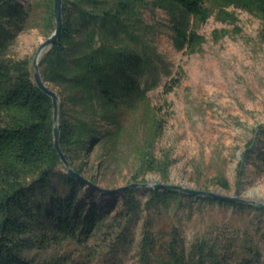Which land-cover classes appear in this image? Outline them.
<instances>
[{"label":"trees","instance_id":"16d2710c","mask_svg":"<svg viewBox=\"0 0 264 264\" xmlns=\"http://www.w3.org/2000/svg\"><path fill=\"white\" fill-rule=\"evenodd\" d=\"M144 5L143 0H62L60 34L39 59L43 81L59 96L60 149L72 169L93 184L98 177L121 175L124 170L130 173V183H147L149 174L167 181L175 164L171 150H157V143L172 113L166 95L180 79L172 77L164 85L160 104L148 96V53L136 46L150 32L142 21ZM151 6L166 14L174 48L187 54L206 42L197 29L208 19L235 25L234 9L257 15L264 35V0H153ZM36 9L0 0V264H71L57 256L30 257L31 250L44 242L33 235V227L44 218L62 233H68L72 224L87 237L116 209L95 202L86 209L78 203L83 188L87 194L100 191L67 174L54 149L52 101L36 86L31 61L11 56L18 35L28 28L41 24L48 36L53 32V0L39 22ZM224 34L212 33L215 41ZM91 156L96 163L90 164ZM246 165L264 171V125L245 145L237 185ZM216 182L229 190L226 179ZM101 194L119 196L121 207L115 217L129 220L143 210L166 208L186 198L177 191L149 187ZM203 200L264 214L253 205ZM239 239H202L186 247L175 230L164 246L167 259L159 264H228ZM154 248L145 230L140 264H153ZM244 263L249 261H240Z\"/></svg>","mask_w":264,"mask_h":264},{"label":"rangeland","instance_id":"374dc122","mask_svg":"<svg viewBox=\"0 0 264 264\" xmlns=\"http://www.w3.org/2000/svg\"><path fill=\"white\" fill-rule=\"evenodd\" d=\"M16 1L37 7L36 21L39 22L50 0ZM143 1L142 21L150 27V32L136 46L145 47L148 53L151 67L148 96L160 104L164 85L172 77L180 79V84L166 95L172 113L157 143V150H171L175 164L169 170L167 181L149 174L145 177L147 183L180 184L264 201V171L258 172L246 165L244 175L236 184L245 145L264 125L263 21L239 9H234L235 25L220 23L212 17L197 29L206 42L196 53L187 54L174 48L166 14L151 6L153 0ZM214 30L225 34L215 41ZM47 38L41 24L28 28L18 35L11 56L32 62L37 48ZM89 162L96 163V160L91 156ZM220 177L227 180L228 191L217 184ZM128 183L130 173L124 170L121 175L98 177L95 185L119 189ZM185 196L169 207L143 210L137 218L129 220L115 217L121 207L119 196H103L101 192L87 194L85 187L78 193L77 201L86 209L92 202L98 207L115 205L116 209L87 237L82 228L77 230L72 224L68 233H62L52 228L48 219H41V224L33 227V235L44 242L42 247L36 245L31 250L30 257L57 256L71 264H140L142 239L148 230L155 244L152 262L159 264L167 259L164 246L176 230L178 240L186 247L202 239L239 236V247L228 264H240L242 260L249 261L244 264H264V214Z\"/></svg>","mask_w":264,"mask_h":264},{"label":"water","instance_id":"95a60500","mask_svg":"<svg viewBox=\"0 0 264 264\" xmlns=\"http://www.w3.org/2000/svg\"><path fill=\"white\" fill-rule=\"evenodd\" d=\"M53 15H54V22H55L54 30L48 36V38L45 41H43L37 48L34 54V57L32 59V62H31V68H32L33 79H34L36 86L39 88V90L42 93L48 96L52 101L54 149L57 152L64 169L66 170L67 174L70 177L75 178L78 181L83 182L87 184L88 186L100 192H106L109 194L119 193L123 190L132 189V188L149 187V188L160 189V190H165V191H177L189 197L208 198V199H212L214 201H218L221 203H237V204L253 205V206L259 207L264 210V201L241 199L234 195L219 194L213 191L195 189V188L183 186L180 184L130 183L129 185L125 187H121L119 189H104V188L97 187L95 184L85 180L82 175L75 172L70 166L69 162L67 161L63 152L60 149L59 128H58L59 96L55 90H53L49 85H47L43 81L40 71H39L40 57L43 55V53L48 51L53 46V44L57 41L61 28H62V0H53Z\"/></svg>","mask_w":264,"mask_h":264}]
</instances>
